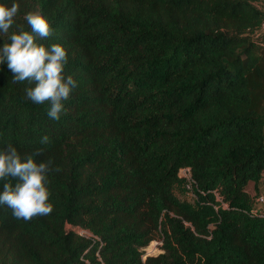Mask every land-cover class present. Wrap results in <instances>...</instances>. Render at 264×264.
Here are the masks:
<instances>
[{"label": "trees", "instance_id": "1", "mask_svg": "<svg viewBox=\"0 0 264 264\" xmlns=\"http://www.w3.org/2000/svg\"><path fill=\"white\" fill-rule=\"evenodd\" d=\"M16 2L25 28L49 20L41 43L66 47L78 87L52 120L0 64V150L60 169L50 215L0 206V264H264V194L247 190L264 173V0Z\"/></svg>", "mask_w": 264, "mask_h": 264}, {"label": "clouds", "instance_id": "2", "mask_svg": "<svg viewBox=\"0 0 264 264\" xmlns=\"http://www.w3.org/2000/svg\"><path fill=\"white\" fill-rule=\"evenodd\" d=\"M19 14L20 5L16 0L11 4L0 2V38L3 40L0 64H7L13 83L34 82V86L26 89V97L35 104L48 103V117L59 121L65 112L64 102L78 87L77 80L66 73L68 50L61 43L50 47L41 43L54 33L42 13H24L27 28L17 23ZM40 142L47 144L49 137L43 136ZM41 156L40 149L22 156L11 144L0 150V181L4 182L0 206L8 207L17 220L27 222L34 217L48 216L54 210L49 199V173L60 169L53 166L51 159H36Z\"/></svg>", "mask_w": 264, "mask_h": 264}, {"label": "rangeland", "instance_id": "3", "mask_svg": "<svg viewBox=\"0 0 264 264\" xmlns=\"http://www.w3.org/2000/svg\"><path fill=\"white\" fill-rule=\"evenodd\" d=\"M184 186H182V188L180 190H178V193L180 195L181 198H187L192 200L193 197V189L191 187H187L185 185V183L183 184ZM248 192L252 195V197H256L258 194H264V173L259 181L258 184H256L255 182L251 181L247 187ZM260 209L259 211H261L262 213H264V204L263 205H259L258 206ZM88 235H92L90 232L86 231ZM162 244L161 240H154L153 242H151L147 248H146V254H156L158 252L161 251L160 249V245Z\"/></svg>", "mask_w": 264, "mask_h": 264}, {"label": "built area", "instance_id": "4", "mask_svg": "<svg viewBox=\"0 0 264 264\" xmlns=\"http://www.w3.org/2000/svg\"><path fill=\"white\" fill-rule=\"evenodd\" d=\"M180 176H182L183 178H185L186 182H187V187H191V182L192 180V175H191V170L189 167H183L180 169L179 171ZM259 201L264 202V196H259L258 197ZM84 231H81L80 233H83Z\"/></svg>", "mask_w": 264, "mask_h": 264}]
</instances>
